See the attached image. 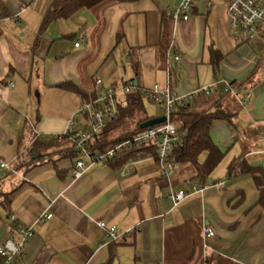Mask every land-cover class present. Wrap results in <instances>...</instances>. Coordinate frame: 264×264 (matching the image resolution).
<instances>
[{"label": "crops", "instance_id": "crops-1", "mask_svg": "<svg viewBox=\"0 0 264 264\" xmlns=\"http://www.w3.org/2000/svg\"><path fill=\"white\" fill-rule=\"evenodd\" d=\"M52 1L1 0L9 16L0 20V161L7 165L0 168V192L10 195L6 207L0 205V243L13 215L33 231L21 264H264L258 191L247 175L226 176L239 156L264 167V39L234 42L221 0H195L188 20L177 23L170 15L181 0L110 3L40 32ZM118 33L123 36L116 42ZM165 34L174 44L169 54L161 52ZM212 50L220 54L216 70ZM114 54L129 61L131 81L149 91L159 84L180 97L211 87L215 95L223 94L226 84L238 85V91L228 92L237 105L233 125L214 121L210 130L226 152L222 172L212 173L203 193L176 207L169 189H185L195 176L192 166L180 164L167 180L157 161L144 157L116 169L94 164L73 179L76 159L47 158L66 148L60 140L59 148L33 149L37 138L63 135L84 100L58 86L72 84L91 97L101 89L96 79L112 81L117 73L116 60L106 62ZM246 94L249 99L240 104ZM31 151L43 158L26 170ZM17 161L21 167H14ZM237 191L244 193L238 205L231 200ZM204 225L214 238L202 237Z\"/></svg>", "mask_w": 264, "mask_h": 264}, {"label": "built area", "instance_id": "built-area-1", "mask_svg": "<svg viewBox=\"0 0 264 264\" xmlns=\"http://www.w3.org/2000/svg\"><path fill=\"white\" fill-rule=\"evenodd\" d=\"M195 0H181L180 3L171 12V20L174 23L187 21L193 11ZM226 5V15L231 37L234 42L242 44L255 39H264V0H221ZM75 47L78 43L74 44ZM174 50L173 42H170L167 53ZM129 56V55H128ZM174 59H180L178 53ZM11 85V83H9ZM96 85H101L99 79L95 80ZM134 82L130 81L122 85V92L125 99L119 101L118 91L114 88L106 89L102 94L95 93L94 99L83 102L72 114L66 132L63 134L65 139L71 144L73 149L78 152V157L74 162L73 179L82 177L88 169L94 164H105L113 159L124 148L130 147L133 143L151 145L157 152V163L161 176L164 179L170 177L171 173L179 169L180 164L173 156V148L180 142V136L177 134V126L170 121L172 110L176 105H182L186 102L191 103L198 96H208L212 92L211 87H199L194 91L184 95L176 96L169 90L168 86L161 87L154 84L148 93L150 101L160 105L163 111L165 122L143 129L132 139L127 140L114 148L104 152H90L87 149L88 142L93 137H99L106 125L115 119L118 111V105L125 104L127 101L134 103L135 99L131 96V89H135ZM239 88L234 85L226 84L224 93L236 92ZM250 94L240 100L243 104L249 99ZM83 117V122L79 120ZM143 120H137L136 125L143 123ZM264 137V129H263ZM61 139V138H60ZM87 160V162L84 161ZM7 165L0 161V168H6ZM218 182L215 185H220ZM206 184L198 181H188L183 190L169 189L168 199L176 207L186 198L194 194H201L206 190ZM51 215L43 216L42 219H49ZM97 225L105 228L103 222ZM9 235L0 243V264H21L24 249L33 235L32 228L25 224H20L13 215L10 216L8 225ZM108 235L116 239L118 236L114 228L107 229ZM202 237L211 239L215 237L214 231L204 225L202 227Z\"/></svg>", "mask_w": 264, "mask_h": 264}, {"label": "trees", "instance_id": "trees-1", "mask_svg": "<svg viewBox=\"0 0 264 264\" xmlns=\"http://www.w3.org/2000/svg\"><path fill=\"white\" fill-rule=\"evenodd\" d=\"M130 1L135 0H53L42 19L40 32L51 23L61 19H69L82 10L93 11L106 4ZM8 16L9 13L0 0V20ZM122 36L121 33H118L116 42ZM168 43L169 36L165 34L164 42L161 45V52H166ZM219 61L220 54L215 50L210 51V64L215 70L217 69ZM230 85L238 87L233 82ZM58 87L78 94L84 99L83 102L90 101L95 97V93L91 97H87L79 92L72 84H62ZM134 87L135 89L131 93V96L135 99V102L131 103L127 101L125 104L118 105L115 119L106 125L99 137H93L88 142L87 149L90 152L107 151L132 139L143 130L140 129L139 125L129 130L126 128L128 122L131 120L137 117L147 116L143 106V98L148 97L149 90L143 89L137 84ZM236 107V103L227 92L223 94L217 93L213 95L211 93L208 96H198L191 103L186 102L182 105H176L172 110L170 121L177 126V134L180 136V142L176 143L173 148V156L179 164H189L194 168L195 176L193 177V181H198L203 184L224 159L226 152L222 151L213 142L210 130L214 121H224L229 125H233ZM60 138L65 141L66 148L63 151L61 149L52 152L47 158L55 154L57 156L60 154V157L77 159L78 152L73 149L63 135L48 139L37 138L33 141V149L59 148L60 144H58V140ZM144 157H152L156 161L158 160L157 152L153 146L133 143L130 147L124 148L113 159L103 165L116 169L123 167L130 161ZM41 158L43 157L31 159L29 165L26 164V170L31 168L37 161H40ZM21 166L20 161H17L14 165L16 168ZM238 175H247L251 178L258 191L256 204L264 209V167L250 166L245 161L244 156H239L233 159L226 169L227 178H233ZM9 195L10 193L8 192H0V205L2 207H6L9 203ZM243 199L244 193L237 191L231 200L238 205Z\"/></svg>", "mask_w": 264, "mask_h": 264}, {"label": "rangeland", "instance_id": "rangeland-1", "mask_svg": "<svg viewBox=\"0 0 264 264\" xmlns=\"http://www.w3.org/2000/svg\"><path fill=\"white\" fill-rule=\"evenodd\" d=\"M212 1H214L216 3H219V0H212ZM113 57H115V58H113ZM113 57H110L108 60H106V62L108 61L107 63H110V61H113V59H115L116 63H117L116 67L118 68V71H117V73H112V76L115 74L113 79H112V81L106 82V81H103V79L97 77L100 80V82H101V86H100L101 89H100V91L98 90V92L100 94H102L106 89L114 87L118 91L117 97H118L119 101H123L125 99V94L121 90L122 89V85L124 83L125 84L129 83L131 81V79H133L134 77L132 76V72H131V69H130L129 61L122 60L117 55H115ZM106 67L107 66H104L103 69H105ZM124 68L126 70L125 72H124ZM108 74H109V72H108ZM106 78H108V77H106ZM110 79L111 78H109V80ZM148 84L150 85V83H148ZM133 91L134 90L131 89L130 92L133 93ZM143 106H144V110L146 112L147 117H149V118H151V117L158 118V117L163 116V111H162L161 106L157 105V104H155L153 102H150L147 99V97H144V99H143ZM137 120H140L139 117H137V118H135V119H133L131 121H133V124H135L137 122ZM80 121H81V123L83 122V117L81 118ZM128 124H129V122H128ZM128 124H127L126 128L129 130V129H131V127ZM64 142H65L64 140L60 139V143L62 144L61 147H64V145H65ZM64 149H65V147L62 148V151ZM186 165L191 168V166L189 164H186ZM223 165L224 164H221V165L219 164V166L213 172L214 175L216 173H219L220 171L222 172L221 169H222Z\"/></svg>", "mask_w": 264, "mask_h": 264}, {"label": "water", "instance_id": "water-1", "mask_svg": "<svg viewBox=\"0 0 264 264\" xmlns=\"http://www.w3.org/2000/svg\"><path fill=\"white\" fill-rule=\"evenodd\" d=\"M136 84V83H134ZM165 122V117H159V118H155V119H148L146 121H144L143 123H141L139 126H140V129H145V128H148V127H152L154 125H157V124H161ZM39 155L35 152V151H31V158L32 159H35L37 158Z\"/></svg>", "mask_w": 264, "mask_h": 264}]
</instances>
